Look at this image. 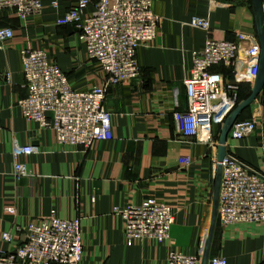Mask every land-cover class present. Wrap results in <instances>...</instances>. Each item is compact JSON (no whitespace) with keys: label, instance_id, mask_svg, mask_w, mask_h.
I'll use <instances>...</instances> for the list:
<instances>
[{"label":"crops","instance_id":"0c3cea01","mask_svg":"<svg viewBox=\"0 0 264 264\" xmlns=\"http://www.w3.org/2000/svg\"><path fill=\"white\" fill-rule=\"evenodd\" d=\"M76 0H43L39 17L22 20L0 10V27H11L13 38L0 43V252L13 253L25 228L51 212L78 219L83 242L82 264H166L170 251L196 254L212 215L221 125L212 128L215 145L180 135L175 111L186 108L184 79L193 67V51L207 38L233 41L237 32L254 35L257 22L252 0H152L159 16L157 36L137 51L140 75L107 89L104 107L112 113L113 139L88 149L60 145L51 129H42L22 115L19 101L27 96L21 50L43 49L77 90L104 83L106 74L88 59L79 31L61 23ZM264 14V0H262ZM206 18L209 30L189 25ZM245 65L241 68L244 69ZM233 84L232 68L212 67ZM243 94L252 91L243 82ZM176 92V103L174 98ZM242 102V101H241ZM254 118V132L227 138L226 154L264 176V87L239 115ZM39 147L22 155L28 175L12 174L13 142ZM186 157L189 164L180 162ZM155 197L172 206L174 223L168 239L126 244L116 208ZM14 212L8 213L7 207ZM10 232L12 242L2 241ZM226 264H264V222L214 227L209 259Z\"/></svg>","mask_w":264,"mask_h":264},{"label":"built area","instance_id":"2783aa9c","mask_svg":"<svg viewBox=\"0 0 264 264\" xmlns=\"http://www.w3.org/2000/svg\"><path fill=\"white\" fill-rule=\"evenodd\" d=\"M52 4L57 6V0H52ZM0 10H11L20 19L28 20L42 14L43 0H0ZM61 23L79 31L88 59L96 61L106 74L104 83L77 90L43 49L27 48L20 52L27 96L18 104L25 119L42 129H51L58 144L88 149L96 142L113 139L112 113L104 107L107 89L140 75L137 51L156 38L159 16L152 9V0H76ZM189 25L210 29L209 21L201 17H193ZM13 36L11 27H0V43ZM260 52L257 38L245 32H237L233 41L207 38L201 49L193 51V67L183 81L187 105L175 111L180 135L216 144L212 141V128L222 125L240 103L239 85L254 84ZM217 65L232 68L233 84L226 85L223 75L212 71ZM174 98L177 106L176 92ZM255 125L254 118L236 120L227 138H245L254 132ZM12 146V174L16 178L28 175L19 157L36 154L39 147L15 141ZM214 161L219 163L216 158ZM180 162L190 163L186 157ZM220 164L219 225L264 222V176L229 154ZM6 211L13 213L14 208L7 207ZM115 211L122 219L128 245L144 241L161 244L168 239L174 223L172 206L155 197ZM18 231L24 232L25 241L13 253L1 251L0 264H82L84 247L78 219H63L51 212ZM12 240L10 232L2 234V241ZM203 244L204 240L193 255L170 251L166 264H200ZM208 264H226V260L218 256L209 259Z\"/></svg>","mask_w":264,"mask_h":264},{"label":"water","instance_id":"95a60500","mask_svg":"<svg viewBox=\"0 0 264 264\" xmlns=\"http://www.w3.org/2000/svg\"><path fill=\"white\" fill-rule=\"evenodd\" d=\"M253 9L256 16V24H257V35L261 47L260 58H259V68L257 72V76L255 78L254 84L252 86V91L250 95L240 102L224 119L219 133L218 138V166L216 173V180L214 186V200H213V208L212 215L210 219V224L208 231L206 232L204 244H203V252L201 256L200 264H208L209 262V250L212 242L214 227L217 219V209H218V200H219V190H220V182H221V171L222 167L220 162L223 157L226 155L225 144L227 140V136L232 124L238 119L241 112L251 105L254 99L257 97L258 93L264 87V14H263V6L262 0H252ZM25 240L19 242V245L23 243Z\"/></svg>","mask_w":264,"mask_h":264},{"label":"trees","instance_id":"16d2710c","mask_svg":"<svg viewBox=\"0 0 264 264\" xmlns=\"http://www.w3.org/2000/svg\"><path fill=\"white\" fill-rule=\"evenodd\" d=\"M249 95H250V92L243 94L242 85L240 84L238 87V91H237L238 101L241 102L245 100ZM237 120H243V119L241 118V116H239Z\"/></svg>","mask_w":264,"mask_h":264}]
</instances>
